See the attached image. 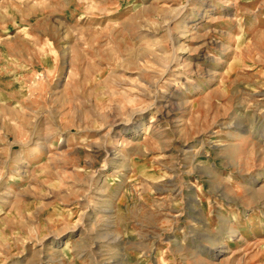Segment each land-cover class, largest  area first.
<instances>
[{"label":"rangeland","instance_id":"rangeland-1","mask_svg":"<svg viewBox=\"0 0 264 264\" xmlns=\"http://www.w3.org/2000/svg\"><path fill=\"white\" fill-rule=\"evenodd\" d=\"M0 264H264V0H0Z\"/></svg>","mask_w":264,"mask_h":264}]
</instances>
